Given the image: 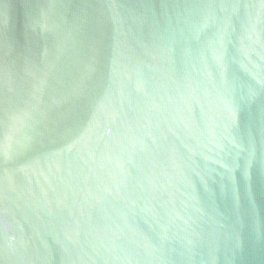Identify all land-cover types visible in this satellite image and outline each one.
<instances>
[{
  "label": "water",
  "instance_id": "1",
  "mask_svg": "<svg viewBox=\"0 0 264 264\" xmlns=\"http://www.w3.org/2000/svg\"><path fill=\"white\" fill-rule=\"evenodd\" d=\"M0 264H264V0H0Z\"/></svg>",
  "mask_w": 264,
  "mask_h": 264
}]
</instances>
